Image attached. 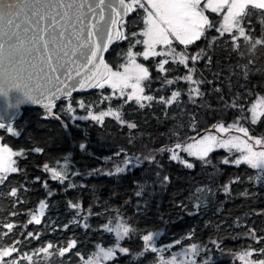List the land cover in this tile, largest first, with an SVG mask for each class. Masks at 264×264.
<instances>
[{"label":"trees","instance_id":"trees-1","mask_svg":"<svg viewBox=\"0 0 264 264\" xmlns=\"http://www.w3.org/2000/svg\"><path fill=\"white\" fill-rule=\"evenodd\" d=\"M143 16V10H138L126 18L129 38L115 43L106 56L113 69L127 61L125 54L130 45H135L132 47L135 52L142 51L143 45L136 43L140 36L133 37L131 33H139L144 27ZM210 18L218 20L215 14ZM251 27L253 38L264 35V26L257 18L252 19ZM215 36L218 33L212 29L206 39L187 49L188 54H195L203 48L211 57L210 64L207 57L195 62L194 78L204 81L200 85L202 97H189L191 84L187 81L166 83L164 77L175 80L187 74L183 65L169 59L165 65L169 71L159 72L158 61L165 58L137 56L136 60L151 73V85L145 94L156 100L143 101L151 106L141 108L134 100L126 103V97L116 90L117 94L113 95V90L106 87L70 98L73 107L83 100L93 106L94 113L107 111L109 107L120 111L122 119L135 123L136 128H129L112 116L104 117L102 123L73 120L69 113L61 111L68 103L64 98L53 109L59 118L42 108L28 107L18 120L5 123L19 135L0 129L1 142L25 153L14 157L20 171L9 174L0 184V233L8 231L3 224L15 225L8 236H0V247L20 241L16 244L19 253L6 259L16 258L20 264H84L89 258L95 261L101 248L114 247L117 243L115 233L108 232L104 225L114 227L118 222H127L135 229L129 238L119 241L130 252L123 254L117 250L115 258L104 260V264H157L160 253L149 251L138 255L144 250L142 237L148 232L162 233L155 238L158 248L172 245L162 254L165 257L191 243L200 245L199 264H241L232 256L249 246L264 247V240L257 243L247 235L249 229H255L257 236L264 237V182L249 180L256 170L243 164H224V158L232 159L226 150L210 153L211 163L182 152L184 159L195 164L193 168L170 159L169 151H159L192 141L220 120L229 124L247 117L251 103L258 95H264V47L258 45L250 50L241 38L239 49L234 50L228 34L209 47ZM176 47L179 51L184 48L177 43ZM244 65L249 69L247 78ZM173 91L181 92L177 102L169 105L159 102V97L169 98ZM233 101L243 111L231 107ZM86 114L85 109L76 107L72 115ZM245 121L241 119V123ZM255 128L264 132V122ZM81 144L85 147L81 148ZM36 148L42 151L36 152ZM128 157H139L141 162L128 164L123 173L109 169L112 165L124 167L123 161ZM45 164L64 172L67 179L62 183L52 179ZM230 181L233 182L226 193L224 186ZM12 188L18 190L15 197L10 195ZM41 201L46 203L41 224L28 223ZM72 204L80 207L73 208ZM29 232L35 235L29 237ZM70 240H75L76 246L60 256L58 249L66 247ZM48 243L54 245L48 253L36 252ZM25 253L32 259L23 258ZM102 261L103 258L97 264Z\"/></svg>","mask_w":264,"mask_h":264},{"label":"snow or ice","instance_id":"snow-or-ice-1","mask_svg":"<svg viewBox=\"0 0 264 264\" xmlns=\"http://www.w3.org/2000/svg\"><path fill=\"white\" fill-rule=\"evenodd\" d=\"M138 10L144 12L142 18L144 27L139 33L133 32L131 35L142 36L143 39L137 40L136 43L145 45V49L142 52H133L132 47L135 45H130L125 54L127 62L119 65L123 71L119 68L113 69L105 60L104 54L114 42L129 38L126 34V18L130 13ZM212 14H215L218 20L211 19ZM254 17L264 26V0H0V95L8 99L9 108H18L25 103L39 104L48 114L56 118L59 116L53 112V109L57 100L63 97L68 103L61 111L69 113L73 120L91 119L102 123L104 117L112 116L122 124H127L129 128H136L135 123L122 119L120 111L109 107L107 111L94 113L93 106L86 105L83 100L77 101L76 107L85 109L87 114L79 117L72 115L76 112V107H73L70 99L72 93L78 87L103 88L107 84L113 89V95L115 90L119 89V95L126 97V103L134 100L141 108L151 106L143 103V101L156 100V97L145 94L146 88L151 85V73L143 63L137 62L136 57L142 56L148 59L168 56L173 62L187 68V74L176 77L175 80L164 77L166 83L171 85L178 80L187 81L195 85L189 87V97H202L204 93L200 85L204 81L194 78L197 72L195 62L207 57L210 64L211 57L203 48L195 54H188V47L201 39H206L207 33L212 29H215L218 36L212 37L209 47L226 34L230 36L234 50L239 49L241 38L249 45L250 50H255L258 45L264 47V35L253 38L251 34L254 31L251 27ZM174 42L183 45V50L177 51L173 47ZM158 46H163L167 51H157ZM251 63L252 61H249V64ZM168 64L169 59L158 61V71H169L165 68ZM243 68L244 77L247 78L248 65H244ZM127 89L131 91L126 92ZM180 96V91H173L169 98L159 97V102L169 105L177 102ZM231 107H240L243 111V107L235 101ZM247 111L249 113L247 117H241L227 126L223 122L212 126L220 132H231L234 129L239 135L222 138L209 133L199 139L193 138V142L186 145L177 143L175 148H182L188 156L205 163H211L208 157L216 147L226 148L229 152L235 150L233 158L231 160L224 158L223 163L246 165L256 170L255 176L249 177V180L256 183L264 182V136H252L249 129L241 124V119L250 121L253 125L264 122V95H258ZM0 129H5L12 135H19L11 125L2 121H0ZM2 140L3 137H0V141ZM80 147L84 148L85 145L81 144ZM166 150L172 153L170 159L180 161L187 168L195 167L194 163L181 157L174 149L162 148L159 151ZM35 151L41 152L42 149L36 148ZM24 154L22 149L17 151L7 143H0V184L8 179L9 174L20 171L14 157ZM116 155L119 156L120 153ZM133 161L135 164L141 162L139 157H128L123 161L124 167L115 166V173L125 172L127 165L132 164ZM44 168L52 173L54 180H60L62 183L67 179L64 172L56 168H49L47 164ZM167 179L165 177V180ZM232 182L224 186L226 193L230 191ZM17 191L16 188H12L10 195L15 197ZM71 206L80 207L78 204ZM45 207L46 203L41 201L40 216L44 215ZM196 208L198 210L199 205H196ZM28 223L39 225L41 219L32 214V219ZM2 227L8 231L0 233V236H8L15 225L7 223ZM84 227L87 228L88 225L85 224ZM104 228L108 232H114L117 238L114 247L100 249L105 261L115 258L117 250L123 254L130 252L129 248L121 247L119 241L129 238L130 233L135 229L127 222H118L114 227L105 224ZM161 234L148 232L143 235L144 250L138 255L143 256L149 251L160 253L157 264H197L195 257L199 255L200 245L191 243L183 252L172 253L165 258L162 254L172 245L158 248L155 238ZM27 235L33 237L35 234L29 232ZM247 235L257 243L264 240V237L256 235L255 229H249ZM18 243L20 241L0 247V264H20L16 258L6 259L12 257L13 253H19L16 247ZM175 243L179 244L180 241ZM75 246L76 241L70 240L66 247L58 249V254L64 256ZM52 248L54 245L48 243L45 247L36 249V252L48 253ZM190 254L192 259H188ZM76 255L80 254L77 252ZM236 255L243 264H264V247L249 246ZM23 258L32 259L26 253ZM84 264H97V262L89 258Z\"/></svg>","mask_w":264,"mask_h":264},{"label":"rangeland","instance_id":"rangeland-1","mask_svg":"<svg viewBox=\"0 0 264 264\" xmlns=\"http://www.w3.org/2000/svg\"><path fill=\"white\" fill-rule=\"evenodd\" d=\"M140 31H141V30H140ZM140 31H139V32H140ZM139 36H140V35H139ZM140 38L143 39V37H141V36H140ZM136 40H137V39H136ZM176 43H177L179 46H183V45H180L178 42H174L173 47H175L176 49H177V47H176ZM142 45H143V44H142ZM144 49H145V45H143V49H142V51H144ZM161 50H163V51H167V49L164 48L163 46H158V47H157V51H161ZM132 51L135 52L133 49H132ZM142 51H141V52H142ZM177 51H179V50L177 49ZM136 58H137V57H136ZM163 58H165V59H171V57H168V56H164ZM126 62H127V61H126ZM126 62H125V63H126ZM137 62H138V61H137ZM138 63H139V62H138ZM116 69H117V68H116ZM119 70H120V71H123L122 68H119ZM104 87H106V88H108V89H110V90H113V89H112L109 85H107V84H105ZM191 87H195V85H191ZM116 91H117V93H119L120 90H119V89H116ZM127 91H131V89H127L126 92H127ZM117 93L115 92V94H117ZM254 102H255V101H254ZM254 102H253V103H254ZM251 105H252V103H251ZM251 105H250V106H251ZM250 106H249V108H250ZM221 122H223L226 126L228 125V124H226L223 120H220V121L216 122L215 124H219V123H221ZM215 124H214V125H215ZM229 124H231V123H229ZM241 124H242L244 127H247V128L249 129V132H250V134H251L252 136H255V137H262V136H264V132H258V131H256L255 125L251 124L250 121H249V122L245 121L244 123H241ZM212 126H213V125H212ZM212 126L209 127V130L204 131L202 134H200V135H198V136H196V137H194V138H195V139H199L200 137L205 136V135H208L209 133H211V134H215V135H217L218 137H222V138H228L230 135H239V133H236L234 129H233L231 132H220L218 129L213 128ZM256 132H257V133H256ZM188 141H189V142H188ZM191 142H193V140H192V141L187 140V142L180 143V144H182V145H186L187 143H191ZM0 143H2V142L0 141ZM257 147H258V146H257ZM170 149H174L177 153H179V155H180L181 157H183V156H182V152H183V153H186V152L183 151L182 148H181V149H176L175 146L171 147ZM215 150H226V151L229 152V150L226 149V148H219V147H216V148H214L213 151H215ZM213 151H212V152H213ZM212 152H211V153H212ZM234 152H235V150H233V152H230V153L232 154V158H233V154H234ZM170 153H171V152H170ZM186 154H187V153H186ZM171 155H172V153H171ZM175 161L178 162V160H175ZM115 166H117V165L109 166V169L115 170ZM43 211H44V210H43ZM39 212H40V204H39V206H38V210H37V212H36L35 215H36L38 218H41V216L39 215ZM187 248H188V247H186V248H184V249H181V250H178L177 252H173V253H181V252H183L184 250H186ZM164 257H165V256H164ZM102 258H103L102 254H99L98 257L95 258V261L98 263V261H100ZM165 258H167V257H165ZM178 259H180V257H178ZM188 259H192L191 254L189 255ZM195 259L197 260V264H199V262H198V256H196ZM232 259H235V260L239 261L241 264H243V262L239 260V258H238V256H237L236 254L232 256ZM101 264H104V259H103V261H102Z\"/></svg>","mask_w":264,"mask_h":264},{"label":"water","instance_id":"water-1","mask_svg":"<svg viewBox=\"0 0 264 264\" xmlns=\"http://www.w3.org/2000/svg\"><path fill=\"white\" fill-rule=\"evenodd\" d=\"M117 42L118 41L114 42L109 47V50ZM109 50H108V52H109ZM108 52H106L104 54V58H105L106 61H107L106 56H107ZM92 89L93 88H83V89H81V88L78 87L77 90L72 93V95L78 94V93H84V92H87V91L92 90ZM61 99H63V97ZM61 99H59V100H61ZM28 107H39V108H42L43 110H45L42 105L33 104V103H25V104L20 105L18 108H9L8 107V99L6 97L0 95V121H2L4 123H8V122H13L15 120H18L21 117L23 109L28 108Z\"/></svg>","mask_w":264,"mask_h":264}]
</instances>
